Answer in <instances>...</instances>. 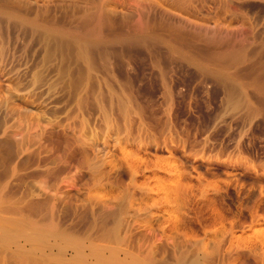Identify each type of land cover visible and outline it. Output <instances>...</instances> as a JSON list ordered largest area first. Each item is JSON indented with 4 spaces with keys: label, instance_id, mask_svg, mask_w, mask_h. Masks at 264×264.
Returning <instances> with one entry per match:
<instances>
[{
    "label": "rangeland",
    "instance_id": "374dc122",
    "mask_svg": "<svg viewBox=\"0 0 264 264\" xmlns=\"http://www.w3.org/2000/svg\"><path fill=\"white\" fill-rule=\"evenodd\" d=\"M0 215V264H264V0H0Z\"/></svg>",
    "mask_w": 264,
    "mask_h": 264
},
{
    "label": "bare ground",
    "instance_id": "6f19581e",
    "mask_svg": "<svg viewBox=\"0 0 264 264\" xmlns=\"http://www.w3.org/2000/svg\"><path fill=\"white\" fill-rule=\"evenodd\" d=\"M13 8H14V7H13ZM6 9H7V8H6ZM9 9H10V8H9ZM5 14H6V13H5ZM33 28H34V27H33ZM33 31H34V30H33ZM208 35H209V34H208ZM211 37H212V36H211ZM208 39H209V38H208ZM66 40H67V39H66ZM75 41H76V40H75ZM218 42H219V41H218ZM88 45H89V44H88ZM81 46H82V45H80V47H81ZM76 56H77V55H76ZM70 57H71V56H70ZM121 110H122V109H121ZM125 114H126V113H125ZM5 206H6V205H5ZM3 208H5V207H3ZM3 212H4V211H3ZM4 214H5V213H4ZM0 216H1V215H0ZM7 219H8V218H7ZM10 219H11V218H10ZM24 223H25V221H15V224H14V225H16L18 229H23V227L21 228V226L25 225L26 228H28V224H30L31 222H30V223L28 222V223H26V224H24ZM4 225H5V224H3V223L0 222V227H3ZM34 225H35V224L32 223V225H30V226H34ZM36 225H37V226H34V228H37V229H32V231H33V232H34V231H37V234L40 233V234H39L40 236H44V235H42V234H45L46 232H50V234L52 233L51 230L49 231V229H51V228H49V227H45L44 229H40L42 225H39V224H36ZM32 228H33V227H32ZM46 228H49V229H47L48 231L46 230ZM5 229H6V228H5ZM6 230H8V229H6ZM55 230H56V229L53 228V232H54ZM16 231H17V230H16ZM16 231H14V232H16ZM29 231H31V227H30V230H29ZM25 232H26V230H25ZM4 233H7V232H4ZM53 234H54V233H53ZM56 234H61V232H58V233H56ZM18 235H19V234H18ZM33 235H35V234L32 233V235H31V236H32V240L34 239V238H33ZM48 235H49V234L47 233V236H48ZM9 236H11V235H8V234H7V236H2V237H3V238H9ZM12 236H13V237H12ZM12 236H11V237H12V240H13L14 238H16L13 234H12ZM24 236H26V235H24ZM35 236H36V235H35ZM110 236H111V234H110ZM28 237H30L29 234H28ZM36 237H37V236H36ZM58 237L60 238L61 236L58 235ZM18 238H19V240H20V237H18ZM37 238H38V237H37ZM37 238H36V240H37ZM39 238H40V237H39ZM39 238H38V239H39ZM46 238H47V240L50 239V237H49V238L46 237ZM9 239H10V238H9ZM40 240H42V239L37 240L36 243H37V242H40ZM45 240H46V239H45ZM67 241H68V240H67ZM42 243H44V242L42 241ZM31 244H32V243H31ZM47 244H48V242H47ZM17 245H18V244H17ZM17 245L15 244V246H17ZM19 245H20V244H19ZM37 245L40 246L41 244L39 245V244L37 243ZM37 245H36V246H37ZM45 245H46V243H44L43 246H45ZM50 245H51V244H50ZM46 246H47V245H46ZM52 246H53V245H52ZM106 247H107V246H106ZM106 247H105V248H106ZM18 248H20V247H18ZM112 248H113V247H112ZM22 249H23V247H22ZM22 249H20V250H22ZM29 249H30V248H29ZM45 249H46V248H45ZM57 249H58V248H57ZM30 250H31V249H30ZM77 250H78V249H77ZM2 251H3V250H2ZM31 251H32V250H31ZM43 252H45L44 249H43ZM14 254H15V251H14ZM21 254H22V252H21ZM37 255H38V254H37ZM18 256H19V255H18ZM27 256H28V255H27ZM29 256H31V255H29ZM5 257H6V256H5ZM12 257H13V256H12ZM19 257H20V256H19ZM19 257H17V259H18ZM21 257H22V256H21ZM24 257H25V256H24ZM22 258H23V257H22ZM29 258H30V257H29ZM29 258H28V259H29ZM45 258H46V257H45ZM180 260H181V259H180ZM19 261H20V260H19ZM114 261L116 262V260H114ZM189 261H190V260H189ZM178 262H179V261H178ZM186 262H187V261H186ZM186 262L183 260V264H184V263L186 264ZM193 262H194V264H195V263L197 264V262H195V261H193ZM193 262H192V263H193ZM23 264H24V263H23ZM135 264H139V263H135ZM181 264H182V263H181ZM187 264H189V263H187Z\"/></svg>",
    "mask_w": 264,
    "mask_h": 264
}]
</instances>
